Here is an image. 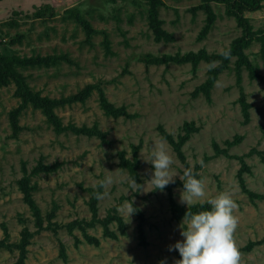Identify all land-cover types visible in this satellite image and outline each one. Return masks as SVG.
<instances>
[{
  "label": "rangeland",
  "instance_id": "374dc122",
  "mask_svg": "<svg viewBox=\"0 0 264 264\" xmlns=\"http://www.w3.org/2000/svg\"><path fill=\"white\" fill-rule=\"evenodd\" d=\"M245 1L233 14L216 0H0V56L30 60L18 71L60 102L68 129L0 73V264H175L184 217L221 192L238 205L239 264H264V0ZM162 140L175 182L154 191L149 157ZM188 167L206 189L189 206ZM132 178L144 191L129 190ZM126 200L137 209L128 223Z\"/></svg>",
  "mask_w": 264,
  "mask_h": 264
},
{
  "label": "clouds",
  "instance_id": "9594fccd",
  "mask_svg": "<svg viewBox=\"0 0 264 264\" xmlns=\"http://www.w3.org/2000/svg\"><path fill=\"white\" fill-rule=\"evenodd\" d=\"M225 55L227 56V53ZM149 162L153 172L148 183L153 186L154 191H162L175 182L171 174L174 160L164 148L163 140L153 145ZM180 179L184 181L179 201L181 204L189 206L206 196L204 180L197 178L192 167L184 169ZM112 182V177L106 176L98 183L107 187ZM137 189L139 192L144 191V186L132 178L129 181V190ZM97 196L101 198V194L98 193ZM207 202L210 205L209 210L190 213L184 217L180 226L183 239L169 246V251L179 253L180 259L176 260L175 264H239L240 252L234 241L238 219L233 214L238 205L226 192L219 193ZM117 210L127 216L126 223L137 211L132 200H126ZM161 264H166V261L162 260Z\"/></svg>",
  "mask_w": 264,
  "mask_h": 264
},
{
  "label": "trees",
  "instance_id": "16d2710c",
  "mask_svg": "<svg viewBox=\"0 0 264 264\" xmlns=\"http://www.w3.org/2000/svg\"><path fill=\"white\" fill-rule=\"evenodd\" d=\"M152 1L156 3L159 2V0H152ZM216 1L223 2L231 6L232 7L230 8L231 13L241 14V11L237 12L233 8V2H235V0H216ZM260 1L261 0H246L245 3H241L242 4L241 9L245 7L249 10H255L256 8L259 7ZM68 12H70V14H74V13L77 14L76 15L77 20L85 26L86 30H88V33H91L93 31L90 24L80 16L79 12L72 11V10ZM45 60H47V62L50 60L55 62L57 58H48ZM29 63H30V60L21 59L15 56H0L1 77L7 78V79L11 78L16 83L19 94L21 95L22 99L26 103L32 104L35 108L41 109L45 113L49 121L53 123L57 132L68 130L67 128L62 126V122L59 116L56 114V108L60 105V102L57 100L49 99V98L39 97L38 95L33 94L30 91L28 85L26 84L24 76L18 71V68L25 67ZM105 106L108 112L114 116H122L126 114V112L123 109H120V110L114 109L108 103H105ZM14 124L16 125V120H14ZM71 130H73L77 134H84L88 136H98V137L104 138V134L98 129L71 128ZM123 166H125L131 172V174L135 175V168L134 166L130 164V162L128 161L124 162ZM27 186H28V182L24 181L22 185V189H24L25 198L30 203V205L33 207L35 216L37 217L38 224L41 227L43 224V220H42V217L40 216L41 215L40 210L35 206L34 201L32 200L33 197L30 191L31 188ZM253 196L258 197L259 195H253ZM24 238L25 239L22 241V247H24L26 244H29L28 239L26 237ZM20 264H23V262H21Z\"/></svg>",
  "mask_w": 264,
  "mask_h": 264
}]
</instances>
